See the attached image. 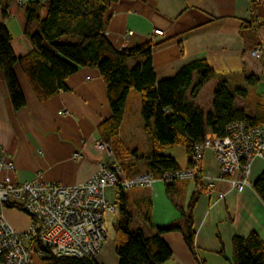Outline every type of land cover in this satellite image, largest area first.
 <instances>
[{
	"label": "crops",
	"instance_id": "obj_1",
	"mask_svg": "<svg viewBox=\"0 0 264 264\" xmlns=\"http://www.w3.org/2000/svg\"><path fill=\"white\" fill-rule=\"evenodd\" d=\"M19 1L44 0L5 2L11 13L7 20L11 46L21 57L30 53L33 46L23 31L25 12L19 11L25 7H20ZM13 7H16L14 12ZM111 11L106 36L116 49L132 48L151 40L155 29L164 32L152 52L159 81L174 77L184 65L196 60L207 61L216 71L247 69L257 74L259 83L246 97L237 99L236 107L264 120V25H260L264 19V0H120L111 4ZM129 31L133 34L129 35ZM259 46L261 56H252V50ZM14 69L26 105L19 110L13 108L5 81L0 77V145L11 153L14 165L12 170L0 168L1 177L10 176L17 182L38 178L74 186L87 181L104 164L117 161L110 147L98 144L101 139L97 128L112 116V110L106 84L97 68L79 67L66 80L69 89L45 101L37 98L21 65L16 64ZM217 85L216 80L206 83L194 103L205 111L210 110ZM133 104L137 106L132 109ZM63 110L67 113H60ZM120 137L131 151L137 152L131 158L137 163V173L146 172V158L156 142L144 130L141 95L136 91L129 94ZM162 154L175 158L182 170L190 167L183 146L164 148ZM198 167L203 187L194 209L199 257L206 264H233L235 236L247 237L256 232L264 239V203L253 185L239 192L228 180L219 179L220 164L211 150L203 151ZM263 171L264 156L253 163V183ZM210 180L215 185L206 193ZM196 189L194 179L180 180L176 203L187 207ZM108 193L111 197L113 194V200L108 198L110 202H118L115 188L107 190V197ZM128 194L134 224L147 235L154 234V229L144 213L154 227L182 218L160 179L152 188L133 189ZM3 215L20 232L30 227V217L20 209L7 207ZM109 221L112 232H108L95 258L99 264H119L120 260L114 240L115 221ZM160 236L172 251L164 264H199L181 232H164ZM35 264H41V260L36 259Z\"/></svg>",
	"mask_w": 264,
	"mask_h": 264
},
{
	"label": "trees",
	"instance_id": "obj_2",
	"mask_svg": "<svg viewBox=\"0 0 264 264\" xmlns=\"http://www.w3.org/2000/svg\"><path fill=\"white\" fill-rule=\"evenodd\" d=\"M118 1L44 0L25 3L23 31L33 50L19 57L11 46L12 34L7 26L11 13L6 0H0V77L5 81L15 110L26 105L15 74L16 64L23 68L40 101L68 90L66 80L79 67L97 68L106 84L112 110V116L98 126L97 132L127 177L136 175L138 169L137 163L131 161L137 152L131 151L120 137L131 91L141 95L144 130L156 142L146 158V171L156 178H161L166 172L181 170L177 160L162 154V149L185 147L191 167L196 143L224 136L227 126L238 120L250 124L263 123L260 115L250 116L236 107L237 99L246 97L259 83V76L254 72L247 69L216 71L207 61L196 60L184 65L174 77L159 81L153 68L152 52L160 42L149 40L132 48L116 49L108 40L106 31L112 17L111 4ZM130 60L136 61L132 67L128 65ZM211 80L218 81V85L214 90L212 108L205 111L193 100ZM197 171L201 174L199 167ZM194 181L197 189L187 207L175 201L179 181L166 184V195L180 210L182 218L154 227L144 213V218L154 229L152 235L135 226L134 213L128 205L129 194L120 192V214L113 225L119 264H164L172 251L160 235L172 231L181 232L197 262L206 264L199 257L194 230V209L203 188L202 179L197 177ZM253 187L264 203V171ZM7 207L21 210L17 205L9 204ZM40 250L44 252L41 264H99L94 257H57L43 245H40ZM233 260V264H264V239L256 232L247 237L235 236Z\"/></svg>",
	"mask_w": 264,
	"mask_h": 264
},
{
	"label": "built area",
	"instance_id": "obj_3",
	"mask_svg": "<svg viewBox=\"0 0 264 264\" xmlns=\"http://www.w3.org/2000/svg\"><path fill=\"white\" fill-rule=\"evenodd\" d=\"M18 5L24 7L25 3L19 1ZM163 35L161 29H155L151 41L158 42ZM251 53L259 58L261 47ZM98 144L109 147L102 141ZM207 149L220 164L219 179L228 180L241 192L253 185V163L264 156V123L250 124L243 120L230 123L224 136L195 144L191 167L166 172L161 178L147 171L127 177L118 161L104 164L87 181L74 186L38 178L17 182L10 176H0V264H35L36 259L44 257L40 245L48 247L57 257L96 258L108 235L107 222L115 221L120 214L119 203L108 200L109 188H115L119 196L121 191L152 188L157 179L172 185L175 181L201 178L197 167ZM0 168H14L11 153L2 145ZM214 185L210 180L204 191L210 193ZM9 204L21 207L30 217L27 231L20 232L7 222L3 211Z\"/></svg>",
	"mask_w": 264,
	"mask_h": 264
},
{
	"label": "rangeland",
	"instance_id": "obj_4",
	"mask_svg": "<svg viewBox=\"0 0 264 264\" xmlns=\"http://www.w3.org/2000/svg\"><path fill=\"white\" fill-rule=\"evenodd\" d=\"M14 10H16V7H13V8H12V11H13V12H14ZM19 12H20V14H21V12H25V9H24V10H20ZM135 62H136L135 60H130V61L128 62L129 67H132V66L135 64ZM136 103H137V102H136ZM134 106H137V104H133V105H132V109L134 108ZM136 112H137V111H136ZM141 117H142V114H141ZM142 118H143V117H142ZM135 119H138L137 115L135 116ZM145 170H147L146 166H145V168H144V171H145ZM112 197H113V194H112ZM112 197H111V194L108 193V198H110V200H113ZM107 230H108L109 233L112 232V227H111V222H110V221L107 222Z\"/></svg>",
	"mask_w": 264,
	"mask_h": 264
},
{
	"label": "water",
	"instance_id": "obj_5",
	"mask_svg": "<svg viewBox=\"0 0 264 264\" xmlns=\"http://www.w3.org/2000/svg\"><path fill=\"white\" fill-rule=\"evenodd\" d=\"M109 150H111V149L109 148Z\"/></svg>",
	"mask_w": 264,
	"mask_h": 264
}]
</instances>
